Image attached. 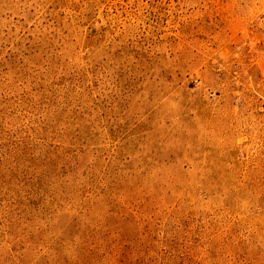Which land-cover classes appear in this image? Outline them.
<instances>
[{
    "label": "rangeland",
    "instance_id": "1",
    "mask_svg": "<svg viewBox=\"0 0 264 264\" xmlns=\"http://www.w3.org/2000/svg\"><path fill=\"white\" fill-rule=\"evenodd\" d=\"M0 264H264V0H0Z\"/></svg>",
    "mask_w": 264,
    "mask_h": 264
}]
</instances>
